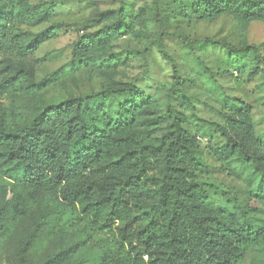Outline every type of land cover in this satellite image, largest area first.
Here are the masks:
<instances>
[{"label": "rangeland", "instance_id": "obj_1", "mask_svg": "<svg viewBox=\"0 0 264 264\" xmlns=\"http://www.w3.org/2000/svg\"><path fill=\"white\" fill-rule=\"evenodd\" d=\"M5 4L1 0L0 8ZM14 13L9 29L14 39L0 56V80L18 70L21 76L9 92L0 95L4 123L18 127L46 104L131 82L149 96L137 120L141 129L151 124L155 135L169 129L170 120L165 117L168 97L186 116L183 126L195 136L201 157L193 177L207 189L208 205L235 212L234 202L247 204L254 207L250 216L264 225V183L258 173L236 156L222 159L214 153L225 141L218 126L226 123L238 99L250 106L251 134L264 142V20L237 13L210 20L187 19L167 0H29ZM98 31L83 59L72 60L73 44ZM159 35L177 67L180 89L193 108L175 94L172 65L153 43ZM202 39L253 47L229 50L209 41L184 42ZM124 100L130 98L121 96L110 103L116 107ZM125 149L126 145L111 147L107 159ZM160 168L161 158H152L143 176L146 190L139 202L138 223L143 222L144 203L155 199ZM16 193L23 198L24 209L3 223L0 264H41L47 255L76 240L85 244L71 254L68 264L78 258L85 264H101L99 255L111 247L108 230L97 229L76 208L67 206L53 209L37 236L31 237L37 207L50 204L0 174V200L4 194L9 199ZM24 242L28 248L20 260ZM240 264H264V247H248Z\"/></svg>", "mask_w": 264, "mask_h": 264}, {"label": "trees", "instance_id": "obj_2", "mask_svg": "<svg viewBox=\"0 0 264 264\" xmlns=\"http://www.w3.org/2000/svg\"><path fill=\"white\" fill-rule=\"evenodd\" d=\"M2 1L6 4L0 8V56L14 39L9 29L15 9L29 0ZM167 1L187 19L210 20L237 13L264 20V0ZM99 34L81 36L73 44L72 60L80 62L89 52L92 38ZM203 41L229 50L253 47L247 43L232 45L226 40H184L192 45ZM153 43L172 65L175 94L193 108L191 99L180 89L177 67L161 35ZM20 71L0 80V95L11 90L20 79ZM52 75H45L37 85H43ZM121 96L130 100L112 107L111 100ZM148 97L131 82L108 85L46 104L18 127H9L0 119V174L52 207H37L31 237L37 236L53 209L71 206L97 229L111 233V247L99 255L101 264H240L248 247H264V225L250 216L254 207L247 204L234 202L235 212L208 205L207 189L193 177L201 157L195 136L183 126L186 116L169 103L168 97L165 117L170 120L169 129L160 135H155L151 124L141 129L137 120L141 104ZM249 118V104L238 99L226 123L218 126L225 141L214 153L222 159L236 156L247 162L264 183V142L251 134ZM120 145H126V149L107 159L108 150ZM156 157L161 158V168L155 199L144 203L143 222L138 223L139 202L146 190L143 176ZM128 163L131 168H125ZM23 209L19 194L9 199L4 194L0 200V230ZM84 244L73 241L47 255L41 264H68L71 254ZM27 248L28 242H24L20 260H24ZM71 264L85 262L78 258Z\"/></svg>", "mask_w": 264, "mask_h": 264}]
</instances>
